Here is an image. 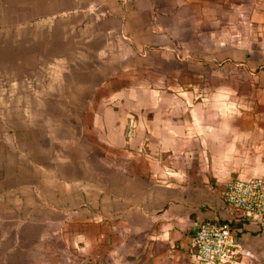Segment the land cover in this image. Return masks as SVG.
Here are the masks:
<instances>
[{"label": "crops", "instance_id": "crops-1", "mask_svg": "<svg viewBox=\"0 0 264 264\" xmlns=\"http://www.w3.org/2000/svg\"><path fill=\"white\" fill-rule=\"evenodd\" d=\"M260 109L264 0H0V264H198L264 177Z\"/></svg>", "mask_w": 264, "mask_h": 264}, {"label": "built area", "instance_id": "built-area-1", "mask_svg": "<svg viewBox=\"0 0 264 264\" xmlns=\"http://www.w3.org/2000/svg\"><path fill=\"white\" fill-rule=\"evenodd\" d=\"M232 219H206L193 230L191 246L198 264H231L242 254L236 239V227L243 221L264 224V177H234L220 189Z\"/></svg>", "mask_w": 264, "mask_h": 264}, {"label": "rangeland", "instance_id": "rangeland-1", "mask_svg": "<svg viewBox=\"0 0 264 264\" xmlns=\"http://www.w3.org/2000/svg\"><path fill=\"white\" fill-rule=\"evenodd\" d=\"M218 65H221L223 68H226V69L229 67L228 61H224V60H221V62ZM258 114L259 115H264V109H260L258 111Z\"/></svg>", "mask_w": 264, "mask_h": 264}]
</instances>
